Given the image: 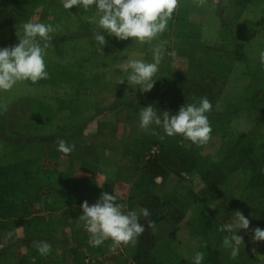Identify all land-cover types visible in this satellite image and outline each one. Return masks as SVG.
<instances>
[{
    "label": "rangeland",
    "instance_id": "rangeland-1",
    "mask_svg": "<svg viewBox=\"0 0 264 264\" xmlns=\"http://www.w3.org/2000/svg\"><path fill=\"white\" fill-rule=\"evenodd\" d=\"M197 2L179 0L175 11L180 17L173 14L167 30L151 44L104 33L102 46L94 39L100 31L93 19L95 6L66 10L62 0H46L29 9L0 0V49L19 42L25 22L59 26L45 50L49 78L0 91V105L8 106L0 111V166L31 162L36 173L31 194L45 195L32 204L28 225L18 220L0 225V264H138L139 240L119 247L111 240L98 247L88 243L80 206L84 201L94 204L103 192L116 195L124 212L139 211L147 202L145 194L175 199L177 206L170 205L168 214L160 212L155 230L143 224L148 253L161 264H191L195 252L207 259L213 248L220 257L211 264H264V241L254 242L251 231L264 229V189L258 192L250 181L252 162L264 165V66L259 61L264 0H206L204 7ZM161 40L176 56L164 55L151 91L141 93L126 81L119 84L128 75L121 63L152 62V48ZM197 85L199 90L211 85L214 94L206 144L194 145L182 136L161 140L164 133L155 125L139 128L141 108L170 110L175 89H181L180 106L190 104ZM108 108L114 116L104 113ZM42 112L51 118L42 121ZM97 124L99 132L90 133ZM49 137L51 141L41 140ZM59 139L75 145L69 155L57 151ZM165 141L196 159L191 172L162 168L161 176L152 177L146 163L160 154L155 143ZM82 143L89 148H80ZM85 151L89 155L83 162ZM236 211L249 219L250 227L239 232L244 246L233 259L222 243L231 234L218 229L232 222ZM39 241L51 244L47 256L33 246Z\"/></svg>",
    "mask_w": 264,
    "mask_h": 264
},
{
    "label": "clouds",
    "instance_id": "clouds-1",
    "mask_svg": "<svg viewBox=\"0 0 264 264\" xmlns=\"http://www.w3.org/2000/svg\"><path fill=\"white\" fill-rule=\"evenodd\" d=\"M206 0H198L197 7H204ZM63 8L69 10L73 7L85 11L95 6L93 19L100 31L94 33V39L105 46V34L114 36L118 40L136 41L143 45L151 44L167 30L168 21L172 18L179 6V0H62ZM23 35L19 42L12 47L0 49V91H10L18 82L31 81L33 84L48 79L44 60L45 50L50 46L51 33L59 26H52L37 21L25 22L22 26ZM167 41H160L152 48V62L142 59H126L122 67L128 73L125 81L129 86L139 88L141 93L151 91L155 80L153 77L159 70V65L165 54L175 57L176 52H168ZM259 61L264 66V50L259 52ZM135 92V91H134ZM133 92V93H134ZM212 103L207 97L183 105L177 114L168 111L160 113L152 105L139 110V128L148 130L155 125L164 133L160 136H182L194 145H204L211 139L212 127L207 113L212 110ZM7 104L0 105V111H7ZM154 135H159L153 130ZM57 151L69 155L75 148L63 139L57 140ZM116 195L103 192L97 202L89 205L87 201L81 204L82 215L79 220L89 234L88 243L98 247L105 241L111 240L113 247L127 246L138 242V238L145 231L140 217L151 216L149 209L141 208L139 211H123L124 205L117 202ZM148 227L155 230V221L149 220ZM250 221L242 212L236 211L232 222L222 225L218 230L230 233L223 238L225 249H231L230 256L235 259L243 245L241 230H249ZM253 241H264V229L256 227L251 229ZM9 237L12 233L8 234ZM33 246L42 255L51 252V244L46 241L34 242ZM193 264H202L204 253L197 251L193 256Z\"/></svg>",
    "mask_w": 264,
    "mask_h": 264
},
{
    "label": "trees",
    "instance_id": "trees-1",
    "mask_svg": "<svg viewBox=\"0 0 264 264\" xmlns=\"http://www.w3.org/2000/svg\"><path fill=\"white\" fill-rule=\"evenodd\" d=\"M242 2H246V0H241ZM13 6L16 4L17 6L24 8H35L36 4H44L46 0H11ZM243 2V3H244ZM238 53L241 56V51L238 50ZM207 90L198 89V85L194 87L192 98L190 99L191 103H194L199 100L201 97H208L212 100L214 94L212 93L211 85L206 86ZM181 89H175L174 92V104H171L170 112L172 115L173 110L180 109V105L184 102L181 98L180 91ZM183 92H185L183 90ZM185 94V93H184ZM180 106V107H178ZM172 109V110H171ZM178 111V110H177ZM45 142L51 141V138H42ZM154 144V143H153ZM160 150L159 156L153 158L151 161H147L146 166L150 171L152 177L161 176L164 172H162V168L171 169L174 173H189L191 172L195 166L197 165L196 159L191 156L184 149L174 144L173 147L171 144L165 142H157L155 143ZM32 163L27 160H22L13 164L0 166V225L5 222H13V220H18L23 223L29 221V216L32 212H30L31 206L35 201H40L41 197L45 195H39L38 193L31 194V189L33 185L35 172L31 171ZM217 171H210L208 175H214ZM251 179L250 181L254 186L257 187L258 192H261L264 189V165H257L255 162H252L250 166ZM216 177V176H214ZM37 184H41L40 181H37ZM36 185V184H35ZM259 186V187H258ZM42 188V185L39 186V189ZM146 203H142V208L149 209L151 216L145 218L143 216L140 217V223L147 224L149 220L157 221L160 219V212L162 214L167 213L169 210V206H177V203L174 198H159L152 197L145 194ZM181 206V205H180ZM182 207L187 210L186 205H182ZM183 209V210H184ZM30 222L26 223L28 225ZM145 226V225H144ZM27 228V227H25ZM140 242L139 252L137 257L138 264H161L154 257L149 255V247L150 245L147 242V226H145V231L138 238ZM147 242V243H146ZM205 254H206V247ZM209 250H207L208 252ZM208 252V258H204L202 264H211L213 260H217L220 257V253L218 249L213 248ZM177 264H188L184 261H179ZM193 264V262L191 263Z\"/></svg>",
    "mask_w": 264,
    "mask_h": 264
},
{
    "label": "crops",
    "instance_id": "crops-1",
    "mask_svg": "<svg viewBox=\"0 0 264 264\" xmlns=\"http://www.w3.org/2000/svg\"><path fill=\"white\" fill-rule=\"evenodd\" d=\"M174 17H180V15H178V12L177 11H175L174 12ZM106 102H108L109 103V99H107L106 100ZM115 102V99L114 98H112V101L110 102V104H115L114 103ZM107 103V104H108ZM115 107V106H114ZM111 108V107H110ZM110 108H108L107 110H106V112H104L108 117H112V116H114V113H115V111H112V110H110ZM112 109H114V108H112ZM103 113V114H104ZM98 115V116H104V115ZM41 117L42 118H44L42 121H46V119L45 118H51V116L50 115H46V113L45 112H42L41 114ZM98 116H96V117H98ZM32 122H34V121H32ZM94 123H97V121H94ZM38 124V123H37ZM99 124V123H98ZM98 124L97 125H93V127H94V129L91 131L90 130V133H92V134H96V133H98L99 132V129H100V127L98 126ZM88 126L86 127V128H82L81 130H80V132H81V134H85L87 131H88ZM79 132V133H80ZM88 134V133H87ZM89 143H82V145H81V147L80 148H89ZM91 148H94V147H91ZM114 151V150H113ZM87 155H89L88 154V151H85V152H83L81 155H80V159H82L83 160V162H86V160H85V157H87Z\"/></svg>",
    "mask_w": 264,
    "mask_h": 264
}]
</instances>
